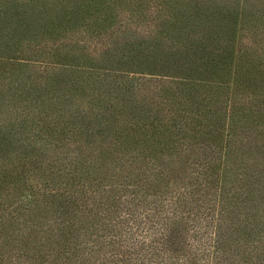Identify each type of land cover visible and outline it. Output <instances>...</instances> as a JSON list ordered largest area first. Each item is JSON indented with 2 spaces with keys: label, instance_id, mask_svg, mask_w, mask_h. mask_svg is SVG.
<instances>
[{
  "label": "trees",
  "instance_id": "trees-1",
  "mask_svg": "<svg viewBox=\"0 0 264 264\" xmlns=\"http://www.w3.org/2000/svg\"><path fill=\"white\" fill-rule=\"evenodd\" d=\"M245 146L259 164L264 0H0V246L21 225L16 261L264 264L263 228L242 249L219 210Z\"/></svg>",
  "mask_w": 264,
  "mask_h": 264
},
{
  "label": "rangeland",
  "instance_id": "rangeland-1",
  "mask_svg": "<svg viewBox=\"0 0 264 264\" xmlns=\"http://www.w3.org/2000/svg\"><path fill=\"white\" fill-rule=\"evenodd\" d=\"M110 28L111 26L105 25L103 28V32H109ZM115 30L117 36H120L121 38L124 37L125 34L121 33V30H123L122 27L119 28V31H117L115 26ZM110 38L116 39V36H110L107 40H109ZM252 103H255V99ZM199 152L200 154L196 156V151H190L188 153L187 160L181 165H179L175 161H171L170 163H168L170 164L169 166L177 168V172L174 174H170V176L164 180V182H166V188H168L169 186L183 187L186 185L189 173L192 172V166H194L191 163L195 161L193 163H198V165H200L201 163L204 164L207 162V156L203 154L202 150H199ZM223 154L224 152H221V156L220 154H218V159L216 161V165L218 167L222 166L223 159L221 158H223ZM237 154L238 158L236 159L235 156L233 164L232 162L229 163L231 169L227 170L225 173L227 189H230L229 196L224 199L221 198L219 199V201H217L218 203H220V213L222 212L225 215V218L229 219V222L225 224L227 225L225 230L228 231V233L231 235L229 240L233 245H237L239 240V243L242 244L241 248L243 249L244 247H248L252 243V241H254V239L258 240V228H263L262 232L264 234V181L260 180V178L264 179V158L261 159L259 164L255 165L252 161V157L249 156L251 154H249V149L246 146ZM115 173L117 175H120V173ZM124 174H126V172L123 173V175ZM134 184H132V187L138 186V183ZM141 184L142 183H140L139 186ZM234 186L239 187L238 191L241 197L239 198L240 200H237L235 196ZM206 187L207 192L211 194L214 189V184H207ZM131 188L128 190V193L125 192V195H127V197H124L123 199L127 200V198H130L132 196L130 195L132 190ZM262 190L263 193H260V191ZM22 196L23 199L25 198L28 203V191H24L22 193ZM211 205L213 207L209 214L211 216H217L216 210H214V208L217 209L218 204L214 205V203L211 202ZM221 206L222 208L220 209ZM21 213H23V211H21ZM8 230H10L11 233L10 237H6L3 234V239L1 238L2 246H0V264H23L15 260L16 252L18 251V249H20L19 245H17V243L11 244L10 241L14 238L22 246L21 242L24 243L23 236L26 235V232H24L21 225L17 224L16 227H13L12 229L8 228ZM261 238L264 241V237ZM223 241H225V238ZM227 244H229V241ZM23 248L24 247H22V250Z\"/></svg>",
  "mask_w": 264,
  "mask_h": 264
}]
</instances>
